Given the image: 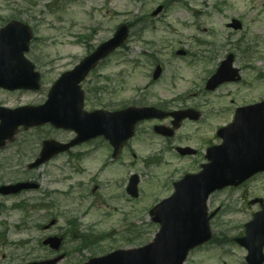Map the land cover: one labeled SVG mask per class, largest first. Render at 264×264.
<instances>
[{"label": "rangeland", "instance_id": "1", "mask_svg": "<svg viewBox=\"0 0 264 264\" xmlns=\"http://www.w3.org/2000/svg\"><path fill=\"white\" fill-rule=\"evenodd\" d=\"M159 6L164 11L153 17ZM8 18L33 30L29 57L43 83L38 92H0V106L44 103L63 73L110 39L120 25L131 24L136 26L125 46L83 85L87 110H120L166 100L177 110L196 108L203 117L185 122L172 141L151 136L150 125L145 124L133 142L136 158L124 153L111 160L108 145L98 140L74 152L83 153L81 159L62 156L31 171L27 166L38 157L45 140L68 141L71 136L48 129H20L0 151V185L36 180L41 188L13 198L0 196V264L53 258L55 253L42 245L50 236L64 238L61 252L67 258L62 264H84L128 247L118 237L126 230L124 212L137 227L132 246L148 244L159 230L149 215L151 205L171 195L173 183L184 174L200 169L209 144L221 142L217 130L233 121L236 108L264 96V0H0V28ZM234 18L243 21L240 32L228 27ZM179 50L186 55L178 56ZM230 54L242 80L215 92L203 90L205 79ZM158 64L164 74L155 83L152 73ZM98 87L105 88L101 94L89 93ZM175 146H190L200 155L180 159ZM161 148L168 150V162L147 166L143 160L151 155L149 149ZM134 174L143 191L131 203L123 191ZM255 198L264 200V176L243 189L214 194L210 212L220 208L211 223L215 241L192 252L186 264H246L247 251L234 240L260 210L258 204H251ZM15 204L21 207L13 208ZM52 220L58 223L45 229ZM82 237L90 240L89 246L82 245Z\"/></svg>", "mask_w": 264, "mask_h": 264}, {"label": "water", "instance_id": "2", "mask_svg": "<svg viewBox=\"0 0 264 264\" xmlns=\"http://www.w3.org/2000/svg\"><path fill=\"white\" fill-rule=\"evenodd\" d=\"M161 10L159 8L154 15H158ZM128 36L129 28L121 27L111 40L101 45L75 70L63 75L52 88L45 106L25 107L16 111L0 108V147L7 139L12 138L15 129L20 125L30 127L50 122L77 132L78 139L69 145L46 142L41 158L30 166L35 168L93 137L104 136L118 149L132 137L137 122L157 117V113H153L151 109L91 114L83 110L81 82L100 60L119 48ZM31 39V32L25 26L11 24L1 30L0 88L39 89L40 75L34 72L32 64L24 57V53L29 51ZM231 62L232 58L226 63L229 66L225 72L227 75L224 76L219 71L212 79V88L233 76ZM160 72V69L156 71L155 79ZM256 109L259 111L240 109L234 124L220 132L225 140L224 144L209 151L208 159L212 164L204 166L205 170L200 175L188 176L177 183L175 194L152 212L154 221L161 224L160 232L153 243L138 250L119 251L93 259L88 264H184L192 249L210 241L212 233L209 221L212 216L208 217L206 205L209 195L228 185H237L254 173L264 171V104ZM9 123L15 124L7 126ZM180 152L186 155L191 151L185 149ZM34 187L36 186L28 183L17 184L2 187L0 192L15 194ZM246 229V237L237 239V242L248 250L247 262L264 264V208L254 215ZM61 243L59 238H50L44 244H50L53 249L58 250ZM63 258L61 256L51 261L31 264H57Z\"/></svg>", "mask_w": 264, "mask_h": 264}, {"label": "flooded vegetation", "instance_id": "3", "mask_svg": "<svg viewBox=\"0 0 264 264\" xmlns=\"http://www.w3.org/2000/svg\"><path fill=\"white\" fill-rule=\"evenodd\" d=\"M152 122L153 121H147V122H143V123H140L139 125H137V132L139 133V132H141L142 131V127L145 125V124H149L150 126H152ZM165 122H167V120L166 121H163L162 122V124H165ZM171 122H172V120H171ZM165 125H168V124H165ZM171 125V124H170ZM169 125V126H170ZM122 151V153H126V152H128V154H131V152L133 151V146H130V145H126V146H124L123 147V149L121 150ZM108 152L109 153H113L114 154V149L109 145L108 146ZM133 153V152H132ZM152 159H155L158 155H160L161 154V152L160 151H158V150H152ZM74 154L73 153H69L67 156L68 157H72ZM84 156V155H83ZM112 156V155H111ZM133 156H134V158H136V155L133 153ZM76 158V157H75ZM83 158V157H82ZM144 162H146V159L145 160H143ZM263 177L264 175H259V176H257V177H255V178H258V177ZM253 179V181L254 180H256V179ZM248 184H246V185H244L243 187H246ZM131 199L129 198V200L128 201H130Z\"/></svg>", "mask_w": 264, "mask_h": 264}]
</instances>
